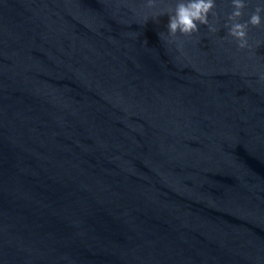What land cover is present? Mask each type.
Masks as SVG:
<instances>
[{
    "label": "water",
    "instance_id": "1",
    "mask_svg": "<svg viewBox=\"0 0 264 264\" xmlns=\"http://www.w3.org/2000/svg\"><path fill=\"white\" fill-rule=\"evenodd\" d=\"M177 2L0 0V264H264V39Z\"/></svg>",
    "mask_w": 264,
    "mask_h": 264
},
{
    "label": "clouds",
    "instance_id": "2",
    "mask_svg": "<svg viewBox=\"0 0 264 264\" xmlns=\"http://www.w3.org/2000/svg\"><path fill=\"white\" fill-rule=\"evenodd\" d=\"M233 11L228 16L230 24L228 35L238 42V47L244 49L248 47L247 30L249 25L256 27L262 22L261 13L264 12V5H258L245 22H240L243 9L247 6L245 0H231ZM148 6H153V0H148ZM215 7V0H178L174 10L168 13V36L176 37L177 33L190 36L199 30L200 25L209 24V14ZM217 29L212 27L210 31ZM264 78V77H262Z\"/></svg>",
    "mask_w": 264,
    "mask_h": 264
}]
</instances>
